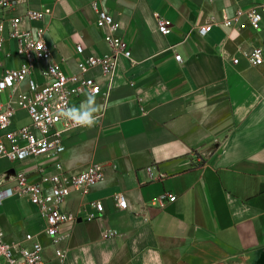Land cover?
Instances as JSON below:
<instances>
[{
    "label": "crops",
    "instance_id": "0c3cea01",
    "mask_svg": "<svg viewBox=\"0 0 264 264\" xmlns=\"http://www.w3.org/2000/svg\"><path fill=\"white\" fill-rule=\"evenodd\" d=\"M262 1L21 0L15 13L51 7L40 23L68 75L86 55L110 51L98 24L101 9L120 21L132 55H120L110 74L90 72L106 110L95 127L69 132L60 156L2 162L6 186L19 170L37 180L41 165L54 171L58 161L66 175L103 164L102 180L67 198L65 208L77 215L61 225L67 235L54 243L39 207L11 195L0 206L6 239L35 233L44 264H264V64L252 65L246 55L254 46L264 50V20L259 29L226 22L238 7ZM158 16L171 21V32L159 29ZM205 23L212 30L201 34ZM14 48L8 39L0 73L25 61ZM33 76L44 81L39 69ZM88 94L85 87L74 94L71 107ZM10 96L9 88L0 91V101ZM16 120L31 121L25 109ZM166 192L176 199L162 202ZM119 193L128 207L119 205ZM93 201L103 202V211Z\"/></svg>",
    "mask_w": 264,
    "mask_h": 264
},
{
    "label": "built area",
    "instance_id": "2783aa9c",
    "mask_svg": "<svg viewBox=\"0 0 264 264\" xmlns=\"http://www.w3.org/2000/svg\"><path fill=\"white\" fill-rule=\"evenodd\" d=\"M21 0H0V51H5L6 41L15 42L13 52L23 55L26 59L17 68H5L0 73V91L11 90L10 98L0 101V168L4 159L11 162L26 159H38L41 156L61 155L66 148V135L82 127L75 126L62 117L61 112L71 107V98L85 87L91 94L101 91V84L90 72L99 69L102 74H110L116 68L120 55L131 56L132 50L120 34L121 23L105 9L99 10L98 24L103 29V37L110 44L108 52L99 54L92 52L78 62V70L70 75L54 61L51 43L46 36V27L40 23L51 12V7H29L22 14L15 13ZM15 11V12H14ZM158 26L163 33L173 30L171 21L158 16ZM236 20L242 27L253 29L262 27L264 20V0L250 8L238 7L233 18H226L232 25ZM26 21L37 25H24ZM212 23L201 24L198 30L207 34L212 30ZM78 51L84 47L78 44ZM12 53V51H10ZM8 54V53H7ZM252 65L264 64V50L254 46L246 51ZM178 59L181 58L177 54ZM235 61H239L236 58ZM39 69L44 78L37 80L33 73ZM25 84V87L23 86ZM19 109H25L31 119L30 123L17 124L16 116ZM12 168V167H10ZM104 177L101 162H93L78 173L66 175L61 161L39 167V178L33 180L24 170L14 175V183L5 185L0 177V206L7 196L26 197L39 207L46 220V231L57 243L67 234L60 231L61 225L73 221L77 215L65 208L67 198L75 191L87 192ZM166 197L176 199V195L166 192L161 195L163 202ZM117 201L122 208L129 205L126 194L119 193ZM92 204L103 211L101 201ZM96 217L94 212L89 218ZM108 236V234H105ZM44 244L35 233L28 231L22 241L14 242L6 239L0 227V264H44ZM62 258L65 250L57 248Z\"/></svg>",
    "mask_w": 264,
    "mask_h": 264
},
{
    "label": "clouds",
    "instance_id": "9594fccd",
    "mask_svg": "<svg viewBox=\"0 0 264 264\" xmlns=\"http://www.w3.org/2000/svg\"><path fill=\"white\" fill-rule=\"evenodd\" d=\"M105 110L106 105L98 103L95 94L90 93L78 106L64 108L61 115L75 126L92 128L99 123Z\"/></svg>",
    "mask_w": 264,
    "mask_h": 264
}]
</instances>
